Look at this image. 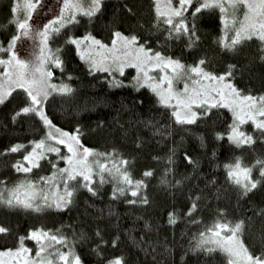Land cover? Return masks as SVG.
Listing matches in <instances>:
<instances>
[{
  "label": "snow or ice",
  "instance_id": "6c2138e0",
  "mask_svg": "<svg viewBox=\"0 0 264 264\" xmlns=\"http://www.w3.org/2000/svg\"><path fill=\"white\" fill-rule=\"evenodd\" d=\"M43 7L42 0H10V23L15 29L0 42V105L15 101L6 117L15 125L21 120L30 121L33 139H16L3 148V153L16 156L11 167L21 173L20 177L7 182L0 180V207L23 209L40 214L46 209H67L74 202L75 193L86 188L93 195L99 188L111 181L113 198L131 193L133 199L126 203L149 206L151 200L147 189V178L153 169L146 167L142 178L133 175L135 157L124 154L118 148L100 151L89 147L82 141L85 128L75 124L70 131L54 123L48 111L56 96L73 97L74 86L69 83L72 73L63 76L64 58L61 49L64 45L53 47L63 31L65 43L75 46L79 58L87 63L90 71L111 73L109 87L131 84L135 89L147 85L155 94L156 102L171 109L169 119L184 125L199 121L211 122L215 110L228 109L231 120L227 130L216 132L217 138H227L237 146L255 148L258 141L264 142V92H253L237 86V75H242L245 65L229 62L225 70H214L208 63L207 53H198L191 63L181 56L169 54L168 47L181 41L183 47L195 50L201 41L199 20L205 13L218 10L221 34L216 38L219 47L237 54L246 42L254 38L259 42V58L264 61V0H153L154 15L150 22L138 20L144 34L135 29L122 30L119 22L112 29L111 43L93 35L91 31L83 35L68 34V27L76 26L86 17L93 20L104 12L107 0H57L55 14L42 24L33 25L31 20L37 6ZM123 7L129 14H135L133 7L125 3ZM22 14V16H21ZM115 19V18H114ZM158 38L154 44L151 36ZM29 38L36 42L31 57L20 55L18 42ZM227 54V53H226ZM132 66L135 75L131 80H122ZM53 68L60 69L61 78H56ZM153 69L159 70L157 76L151 75ZM183 82V87H178ZM142 104L143 101H138ZM81 109L77 106L76 111ZM248 122L259 135L246 131ZM104 121H98L103 125ZM7 128L8 125L4 124ZM153 134L161 137L170 135L168 125L158 120H147ZM39 128L37 133L35 129ZM135 143L143 146L144 137L137 136ZM66 149V152L64 151ZM176 146L169 150L167 162L174 163ZM54 154L55 159H49ZM185 158L193 165L197 161L188 152ZM162 159V157H154ZM45 162L50 170L33 174V170L44 168ZM62 166H61V163ZM226 181L235 186L239 196L247 197L255 190L264 189V154H257L251 163H245L240 156L234 162L224 164ZM172 167H165L160 183L168 187L179 186L183 178H169ZM200 195L191 198L185 215H194L199 208ZM251 216L245 213L229 218L225 208H217L211 223L204 224L203 230L189 241V250L203 258V264H264V204L253 207ZM180 217L175 209L167 212V222L175 224ZM201 221L200 217H197ZM257 220L260 224L257 227ZM145 227L150 225L145 222ZM63 226L52 229L42 223L30 226L26 234L16 237L15 246L0 247V264H83L81 256L74 250L76 240L85 237L83 232H73L71 237L64 233ZM11 228L0 224V234H11ZM247 232H254L258 246L246 242ZM95 235L99 244L93 245L98 255H103L100 246L107 244L98 228ZM26 239L34 241L29 247ZM110 243L118 246L113 238ZM141 243H147L141 240ZM67 246V250L65 247ZM166 249L168 245L165 246ZM223 254L221 257L220 254ZM107 264H127L122 255H115Z\"/></svg>",
  "mask_w": 264,
  "mask_h": 264
},
{
  "label": "trees",
  "instance_id": "16d2710c",
  "mask_svg": "<svg viewBox=\"0 0 264 264\" xmlns=\"http://www.w3.org/2000/svg\"><path fill=\"white\" fill-rule=\"evenodd\" d=\"M128 3L135 14H129L123 7ZM153 0H107V7L89 21L86 17L76 26L68 27V34L83 35L87 31L103 39L109 40L112 29L117 22L122 30L135 29L147 38V33L138 20L150 22L154 15ZM10 0H0V42L6 43V37L14 31V23L9 22ZM22 16V14H21ZM115 18V19H114ZM221 34V24L218 10L205 13L199 20L201 41L195 50L183 47L181 41L168 47L169 54L181 56L191 63L198 53H207L209 65L217 71L225 70L229 62L245 65L242 75H237L234 82L238 87L255 92H264V61L259 56V42L255 38L246 42L239 53L233 54L223 50L216 42ZM53 47L64 45L61 55L65 64L63 76L72 73L69 83L74 86L75 95L64 97L57 95L48 111L54 123L60 127L75 131V124L80 123L85 128L82 141L85 145L100 151L118 148L121 152L135 157L132 167L133 175L142 178L146 167L153 169V175L147 178V189L151 204L126 203L132 200L131 193L113 198L112 182L103 184L96 195L86 188H80L74 197V202L67 209H46L40 214L26 212L23 209H6L0 207V224L11 228V234H0V247L15 246L16 237L26 234V230L35 224L42 223L48 228L56 229L63 226L65 234L71 237L73 232L85 234L84 239L76 240L74 250L81 256L83 264H107V260L115 255H122L127 264H203V258L189 250V241L204 224L211 223L217 208H225L229 218L247 213L253 214V207L264 204V189L255 190L247 197L239 196L235 186L226 181L224 164L234 162L235 156H240L245 163H251L257 154H264V142L258 141L255 148L251 146L232 144L227 138H217L216 132L227 130L231 113L228 109L215 110L211 122L199 121L180 125L169 119L171 109H166L156 102L155 94L147 87L135 89L131 84L109 87L108 80L112 74L106 71H90L87 63L79 58L75 46L65 43L63 31ZM158 38L151 36L154 44ZM227 53V54H226ZM56 78H61L60 69L53 68ZM135 70L128 67L123 75L117 73L122 80H131ZM138 101H143L142 104ZM15 101L0 105V180L7 177V182L17 180V173L10 165L16 158L13 154L5 155L3 148L16 139H33V130L29 128L30 121L21 120L15 125L6 118ZM77 106L81 109L76 111ZM158 120L161 125L167 124L170 135L161 137L153 134L150 127H145L147 120ZM98 121H104L98 125ZM7 124L8 127H3ZM244 129L259 135L251 122ZM40 129L36 128L35 132ZM137 136L144 137L141 147L135 143ZM176 146L174 163L169 165L167 154ZM66 152V149H64ZM197 161L193 165L184 153ZM162 157V159H154ZM49 159H55L53 154ZM61 166L63 162H60ZM165 167H172L169 178L174 184L175 179L183 178L179 186L168 187L160 183V176ZM50 170L45 162L41 170H33V174ZM199 193V208L194 215L186 216L190 200ZM175 209L178 216L175 224L167 222V212ZM200 217L201 221L197 220ZM150 227H145V222ZM257 227L260 220H257ZM100 229L107 244L101 245L103 255H98L93 245L99 244L95 235ZM246 242L255 244L254 232H247ZM115 238L118 246L110 241ZM141 240L147 243H141ZM29 247L34 241L26 239ZM166 245L168 248L166 249ZM67 250V246L65 247ZM221 257L223 254H220ZM219 264V260L217 261Z\"/></svg>",
  "mask_w": 264,
  "mask_h": 264
},
{
  "label": "rangeland",
  "instance_id": "374dc122",
  "mask_svg": "<svg viewBox=\"0 0 264 264\" xmlns=\"http://www.w3.org/2000/svg\"><path fill=\"white\" fill-rule=\"evenodd\" d=\"M57 0H42L43 7H40L39 5L37 6V10L33 14V18L31 20V23L33 25H39L42 26L46 20L50 19L53 14H55L56 4ZM177 0H173V3H176ZM94 35V34H93ZM97 36V35H95ZM98 38L104 40L106 43H111V38L109 40L103 39L99 36ZM36 42L33 41L32 39L29 38H23L21 41L18 42V48L20 51V55L26 56V57H31V54L33 50L35 49ZM132 67V66H129ZM134 70L135 68L132 67ZM0 71H2V66H0ZM159 70L153 69L151 71V75L154 77L157 76ZM135 73V72H134ZM178 87H183V82H178L177 84ZM90 147V146H89Z\"/></svg>",
  "mask_w": 264,
  "mask_h": 264
}]
</instances>
